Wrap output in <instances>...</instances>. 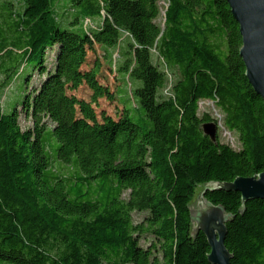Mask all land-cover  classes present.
<instances>
[{"label": "trees", "instance_id": "obj_1", "mask_svg": "<svg viewBox=\"0 0 264 264\" xmlns=\"http://www.w3.org/2000/svg\"><path fill=\"white\" fill-rule=\"evenodd\" d=\"M17 1L0 22V70L7 84L25 73L21 109L0 107V264H210L197 189L264 171V99L229 2L167 0L162 27V0ZM203 100L239 149L204 133L219 119ZM206 197L231 215V264H264V199Z\"/></svg>", "mask_w": 264, "mask_h": 264}, {"label": "water", "instance_id": "obj_2", "mask_svg": "<svg viewBox=\"0 0 264 264\" xmlns=\"http://www.w3.org/2000/svg\"><path fill=\"white\" fill-rule=\"evenodd\" d=\"M234 18L240 25L242 47L240 55L253 89L264 99V0H227ZM204 133L216 140L218 124L203 125ZM204 189V190H203ZM239 192L243 206L253 199H264V171L251 177H237L231 182H211L197 189L196 197L190 206L193 235L202 231L210 246V264H231L233 254L227 249L225 239L227 222L231 215L222 205H216L206 197L207 190ZM203 190V191H202Z\"/></svg>", "mask_w": 264, "mask_h": 264}, {"label": "rangeland", "instance_id": "obj_3", "mask_svg": "<svg viewBox=\"0 0 264 264\" xmlns=\"http://www.w3.org/2000/svg\"><path fill=\"white\" fill-rule=\"evenodd\" d=\"M6 1H13V3H14L13 7L17 12L22 10V5L20 4V1L16 2V0H0V22H2L1 21L3 19L2 16L5 15L3 5H5ZM167 3H168L167 0H162L160 2V4H161V15L158 18V22L161 24L162 27H164L165 10L167 7ZM69 13H70V11H69ZM59 15L61 16L62 14L59 13ZM62 17H63V20H62ZM59 19L61 21L65 20L64 16H61ZM72 19H73V16H69L68 21H72ZM2 26L4 27L3 24H2ZM153 59H154V62L160 66L161 69L166 70L165 65L160 60V58L156 54V52L153 53ZM113 60H114V62L117 61V65L120 63V56L118 54V51L113 52ZM15 66H16V61H12L11 63L7 64V67H15ZM19 67H21V69H22V65H19ZM27 67H29V66H27ZM169 71L172 74L173 79L175 80L178 77L177 69L176 68L170 69ZM119 77H121V79H122V83H123L122 86H123V89L125 91V94L127 93L128 95H130V91H132L133 86L129 85V83L126 82V79L124 77H122V75H119ZM24 78H25V73L19 74L12 83L7 84V81L5 80V75L0 70V107L4 110L5 113H7V114L11 113L16 106L19 109H21L20 103L24 97V90H23V82H24L23 79ZM40 81H41V77L37 73H35L33 75V78L31 80L29 86H28V89L29 90L34 89L37 85H39ZM135 104H136V102H135ZM127 105L129 108H131V109L133 108L132 103L129 102V103H127ZM204 112L210 113L213 117H215L217 119L221 118V120H222V118H223V114L216 107L215 102L210 101V100H203L200 102V114H202ZM20 118H21L22 127L27 128L28 126H30L32 124V121L26 119L25 114L23 112L21 113ZM222 126H223L222 128H218V134H219L220 140L224 143L230 144L235 149H239L240 148V142H239L238 134L234 131L228 130V128L225 127L223 122H222ZM70 169L71 168H69L68 166H65V167H63L62 170L64 171V173H69ZM143 216H144V214L134 213V218L136 221L141 220L143 218ZM149 241L150 240H148L146 242L144 241L143 245H147L149 243Z\"/></svg>", "mask_w": 264, "mask_h": 264}, {"label": "built area", "instance_id": "obj_4", "mask_svg": "<svg viewBox=\"0 0 264 264\" xmlns=\"http://www.w3.org/2000/svg\"><path fill=\"white\" fill-rule=\"evenodd\" d=\"M221 121H222L221 118H219V120H218V127H219V128H222V127H223Z\"/></svg>", "mask_w": 264, "mask_h": 264}, {"label": "crops", "instance_id": "obj_5", "mask_svg": "<svg viewBox=\"0 0 264 264\" xmlns=\"http://www.w3.org/2000/svg\"><path fill=\"white\" fill-rule=\"evenodd\" d=\"M63 13V12H62Z\"/></svg>", "mask_w": 264, "mask_h": 264}]
</instances>
